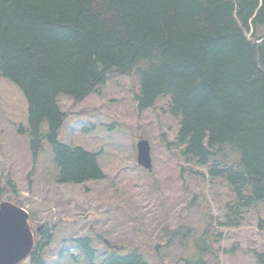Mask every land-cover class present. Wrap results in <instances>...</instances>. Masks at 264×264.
Listing matches in <instances>:
<instances>
[{
    "label": "trees",
    "instance_id": "trees-1",
    "mask_svg": "<svg viewBox=\"0 0 264 264\" xmlns=\"http://www.w3.org/2000/svg\"><path fill=\"white\" fill-rule=\"evenodd\" d=\"M0 72L28 102L19 132L29 137L33 160L52 144L59 183L106 177L101 152L59 140L70 113L59 95L80 102L100 94L115 73L139 79L140 111L171 97L180 117L175 142L187 162L230 188L215 222L239 226L245 210L264 201V0H0ZM222 236L206 227L182 260L208 264ZM51 240L35 242L32 264H46ZM71 242L94 263L91 237ZM121 247L105 252L102 264H151L139 244L131 252ZM254 254L264 264V249Z\"/></svg>",
    "mask_w": 264,
    "mask_h": 264
},
{
    "label": "rangeland",
    "instance_id": "rangeland-1",
    "mask_svg": "<svg viewBox=\"0 0 264 264\" xmlns=\"http://www.w3.org/2000/svg\"><path fill=\"white\" fill-rule=\"evenodd\" d=\"M140 91L136 76L110 73L100 94L80 102L59 95L62 109L70 111L59 140L101 152L106 174L80 184L59 183L52 144L33 160L29 137L19 132L28 122V102L20 87L0 72V203L12 201L29 211L35 242L51 235L43 252L46 264H92L72 245L71 240L80 237L93 240V264H102L110 251L106 239L130 245L123 252L139 244L151 264H186L183 256L191 255L194 239L206 227L223 235L221 246L214 244L218 256L208 254V264H257L254 250L264 249V201L245 210L239 226L215 222L223 214L229 186L223 179L203 178L196 171L206 169L187 162L183 146L175 142L180 117L171 112V97L163 96L140 111ZM140 137L151 144V172L137 162ZM9 179L15 181L17 195ZM23 264H32L30 258Z\"/></svg>",
    "mask_w": 264,
    "mask_h": 264
},
{
    "label": "water",
    "instance_id": "water-1",
    "mask_svg": "<svg viewBox=\"0 0 264 264\" xmlns=\"http://www.w3.org/2000/svg\"><path fill=\"white\" fill-rule=\"evenodd\" d=\"M138 164L153 170L151 145L141 137L137 142ZM29 212L12 201L0 203V264H19L31 254L35 239ZM112 249H122L106 240Z\"/></svg>",
    "mask_w": 264,
    "mask_h": 264
}]
</instances>
